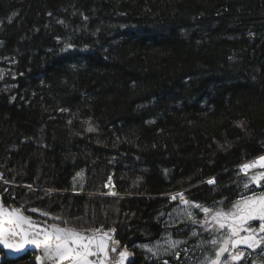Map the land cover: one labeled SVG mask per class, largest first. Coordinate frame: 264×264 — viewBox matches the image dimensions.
Masks as SVG:
<instances>
[{
  "label": "trees",
  "instance_id": "16d2710c",
  "mask_svg": "<svg viewBox=\"0 0 264 264\" xmlns=\"http://www.w3.org/2000/svg\"><path fill=\"white\" fill-rule=\"evenodd\" d=\"M263 153L264 0H0L5 203L115 228L135 264H156L135 245L167 229L171 194L227 208Z\"/></svg>",
  "mask_w": 264,
  "mask_h": 264
},
{
  "label": "snow or ice",
  "instance_id": "6c2138e0",
  "mask_svg": "<svg viewBox=\"0 0 264 264\" xmlns=\"http://www.w3.org/2000/svg\"><path fill=\"white\" fill-rule=\"evenodd\" d=\"M70 50H76L75 46L70 40L65 41L60 52L67 53ZM11 99L15 100L16 97ZM68 123L71 124V120ZM87 131L94 132L96 129L89 124ZM257 167L264 169V156L241 165L239 172L246 179L242 182L238 198L227 208L224 207L226 198L205 206L187 200L183 192L170 196V201L178 199L179 205L167 213L169 220L164 222L166 227L191 221L193 227L199 226L201 230L190 233L189 239L198 236L202 238L192 249H183L186 260L195 257L197 250L203 255L199 264H241V261L248 264L253 252L264 254V190H253L264 189V171L248 174L249 169ZM215 183V178L207 181L209 185ZM195 210L203 215V219L195 218ZM29 211L38 212L37 209ZM39 214L54 220L60 219L51 217L47 212ZM253 222H257L258 226ZM115 232V228L107 231L102 228L83 231L57 224L49 225L46 221L41 224L31 215H25L21 208H8L0 201V264H5V257L7 264H13L29 247L39 251L35 255L36 264H135V260L130 259L133 253L128 251L127 246L121 248L119 241L115 239ZM202 234H206L208 238H203ZM186 244L188 240L174 239L169 233L164 246L156 242L135 247L151 254L146 259H159L161 255L179 259L180 252L177 249ZM189 252L192 253L191 256L188 255ZM162 264H168V261L163 260Z\"/></svg>",
  "mask_w": 264,
  "mask_h": 264
},
{
  "label": "rangeland",
  "instance_id": "374dc122",
  "mask_svg": "<svg viewBox=\"0 0 264 264\" xmlns=\"http://www.w3.org/2000/svg\"><path fill=\"white\" fill-rule=\"evenodd\" d=\"M258 168V167H257ZM250 170H253V169H249V171ZM84 180H85V175H84V173H82V172H80L79 173V175H77V177L75 178V185L76 186H82L83 185V182H84ZM110 185V190H111V186H112V184H111V181L110 182H108L107 184H106V186L108 187ZM183 192V191H182ZM110 194V192L108 191L107 192V194ZM188 200V199H187ZM190 201V200H189ZM179 205V204H178ZM176 207V206H175ZM196 211V213H197V210H195ZM40 212H42V211H40V210H38V212H33L34 214H37V215H33L32 213H30L32 216H34V217H37V218H41V220H43V221H46V222H50V223H54V222H51V221H49L48 219H45V216H42V215H40L39 213ZM29 214V213H28ZM199 214V213H198ZM38 215H40V216H38ZM203 216V215H202ZM47 218V217H46ZM195 218L196 219H203V217H201V216H199V217H197V216H195ZM167 220H169V217H168V215H167V213H165V215H164V222L165 221H167ZM182 224V223H181ZM62 225V224H61ZM176 227H178V226H180V224H178V225H175ZM175 226H167V229L163 232V234L161 235V237H159V239H157L156 241H153V242H147V243H145V244H149V245H151L152 243H156V242H159L162 246H164V243H165V239H166V237H167V235L169 234V233H171L172 234V236H173V238L174 239H180V240H188V244H186V245H181L178 249H177V251H179L180 252V257H179V259H176V258H174V257H170V256H167V255H161L160 256V258L159 259H156V258H151L150 259V261H156V264H162V261L163 260H167L168 261V264H199V261L200 260H202L203 259V255H202V253L199 251V250H197L196 251V255H195V257H193L192 259H190V260H186L185 259V252L183 251V249L184 248H189V249H192L193 248V246L202 238L201 236H198V237H196V238H198L197 240H196V242L195 243H193L192 242V240L194 239H189V236H187V237H183V236H185V235H182V236H179V235H176L175 234V231H174V229L172 228V227H175ZM198 228H196V229H194L195 231H201L200 229H199V226H197ZM193 230V231H194ZM202 236H203V238H205V239H207L208 237H207V235L206 234H202ZM192 243V244H191ZM145 254H146V256L148 257V256H150L151 254H149V253H146L145 252ZM188 255L189 256H191L192 255V253L191 252H189L188 253Z\"/></svg>",
  "mask_w": 264,
  "mask_h": 264
},
{
  "label": "flooded vegetation",
  "instance_id": "af4514ba",
  "mask_svg": "<svg viewBox=\"0 0 264 264\" xmlns=\"http://www.w3.org/2000/svg\"><path fill=\"white\" fill-rule=\"evenodd\" d=\"M256 192H259L264 189H253ZM255 226H258L257 222H253ZM241 264H244L243 261H241ZM248 264H264V254L258 255L256 252H253L251 255V258L248 260Z\"/></svg>",
  "mask_w": 264,
  "mask_h": 264
},
{
  "label": "water",
  "instance_id": "95a60500",
  "mask_svg": "<svg viewBox=\"0 0 264 264\" xmlns=\"http://www.w3.org/2000/svg\"><path fill=\"white\" fill-rule=\"evenodd\" d=\"M0 201H2V203H3V205L5 206V207H8V208H13V206H11V205H9V204H6L4 201H3V199H1L0 198ZM14 208H16V207H14ZM25 215H30V214H27V213H24ZM32 216V215H31ZM33 217V219L34 220H36V221H39V222H41V224H43L45 221H43V220H41V219H39V218H36V217H34V216H32ZM47 224H54V223H50V222H47ZM58 225V224H57ZM58 226H60V227H66V226H62V225H58ZM106 231V230H105ZM121 246V245H120ZM124 246H121V248H123ZM34 251V252H36V254H39V251L38 250H35L34 248H32V247H29L28 248V250H27V252L28 251ZM128 251L129 252H131L132 253V251H131V249L130 248H128ZM27 252H25V253H27ZM24 253V254H25ZM24 254H22L21 256H23ZM20 256V257H21ZM130 259H132V257H130Z\"/></svg>",
  "mask_w": 264,
  "mask_h": 264
},
{
  "label": "bare ground",
  "instance_id": "6f19581e",
  "mask_svg": "<svg viewBox=\"0 0 264 264\" xmlns=\"http://www.w3.org/2000/svg\"><path fill=\"white\" fill-rule=\"evenodd\" d=\"M250 161V160H249ZM249 161H247V162H249ZM247 162H245V163H247ZM245 163H243V164H245ZM243 164H241V165H243ZM241 165H240V167H241Z\"/></svg>",
  "mask_w": 264,
  "mask_h": 264
}]
</instances>
